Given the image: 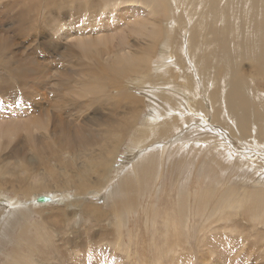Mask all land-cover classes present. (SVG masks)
Masks as SVG:
<instances>
[{
	"label": "bare ground",
	"instance_id": "6f19581e",
	"mask_svg": "<svg viewBox=\"0 0 264 264\" xmlns=\"http://www.w3.org/2000/svg\"><path fill=\"white\" fill-rule=\"evenodd\" d=\"M143 1V6L122 5L125 1L121 0L0 3V19L11 21L9 27H15L21 35L35 32L33 42L42 54L37 59L40 53L35 51V57L26 59L12 47L13 40L5 35L0 40V72L5 74L0 75V188L33 195L46 191L49 194L33 197L32 207L49 202L63 206L58 207L52 220H65L73 238L83 240L79 245L66 238L57 245L53 235L62 238L64 231L55 233L38 225L35 242L33 238L32 243L18 242L26 245L28 252L15 264H154L158 259L153 255L160 251H181L179 257L163 258L165 264H264V0H251L250 11L219 5L220 1L231 5L236 0ZM238 18L252 23L240 25ZM43 27L50 28L58 40L42 36L39 32ZM66 42L81 53L74 75L72 69L51 66L58 58L63 59V66L73 63L72 49L63 46ZM47 61L50 66L43 68L42 63ZM45 72L78 82V86L68 85L73 89L69 104L55 98L51 102L32 88L34 77ZM9 77L24 80L23 92L30 90L19 94L23 98L16 96L20 91L13 90ZM130 77L153 89L146 92L152 113L146 116L144 126H139V120L146 95L136 94L135 80L127 84ZM78 115L85 117L81 122L73 121ZM36 128L47 129L55 147L36 135ZM21 134L24 143L16 140ZM128 137L133 143L129 150L132 160L119 174L117 187L104 194ZM162 137L170 139L159 143ZM154 145L162 151L139 159L143 150ZM26 146L35 157L27 156ZM165 151L173 171L176 166L181 171L179 181L187 172L186 178L200 180V184L186 190L182 201L180 188L167 193L161 205L155 207L151 200L145 205L143 195L153 199L160 189L156 159L161 156L166 160ZM226 162L238 167L236 174L248 181L229 187L215 182ZM207 165L212 166L210 175ZM22 170L28 171L27 179L20 176ZM203 175L210 180L202 182ZM35 176L38 180L32 181ZM66 194L70 196L67 200ZM96 194L112 202L108 207L97 203L91 199ZM42 196L47 200L41 201ZM220 196L231 201L228 207L245 200L249 210L260 212L253 219L254 225L248 223L244 213L227 223L220 221V225L211 226L209 220H201L204 223L200 226L194 223L199 222L192 219L197 215L202 218L208 212L216 217L222 213L223 207L217 205ZM171 197L169 202L167 198ZM27 210L28 204L1 194L0 227H11ZM135 210L140 213L139 219L144 213L147 222L134 232L128 231L129 243L124 246L121 219L131 215L126 211ZM75 217L89 223L73 230L69 223ZM160 222L166 224L165 229L157 227ZM151 229H155L154 234ZM196 230L201 237L195 235ZM144 239L149 242L148 252ZM96 242L102 243L96 247Z\"/></svg>",
	"mask_w": 264,
	"mask_h": 264
},
{
	"label": "rangeland",
	"instance_id": "374dc122",
	"mask_svg": "<svg viewBox=\"0 0 264 264\" xmlns=\"http://www.w3.org/2000/svg\"><path fill=\"white\" fill-rule=\"evenodd\" d=\"M121 1L122 2H124V1L126 2V3L124 2L125 4L123 3L122 5L136 4V5H142L143 6L145 4L143 0H133V1L132 0H121ZM1 2L4 4V0H0V3ZM116 4H118V3H116ZM219 5L220 6L221 5H226V7H228L229 9L233 8L232 10H234V8H237L238 10L250 11L251 8H252V1L251 0L250 1H247V0H236L235 3L231 2V5L230 4H226L223 1L222 2L220 1ZM41 10L43 11V8H41ZM46 10L47 9L44 8V11H46ZM40 17L42 19V15H40ZM238 21H239L240 25L244 24L246 22L252 23L251 21H248V20L243 21L240 18H238ZM8 22L4 23V21H2L0 19V40L5 38V36H7L11 40H13L12 41V43H13L12 47L15 50H18L19 55H21L22 57L24 56V58H26V59L28 58L27 56H29V55L31 57L32 56L35 57V51L39 52V49H40L39 45L36 44L35 42H33V38H36V34L34 35L35 32L30 31L28 33L29 35H26V36H24L23 34L21 35V34L17 33V29L15 27H12V26L9 27V24H12V23H11V21L9 23ZM74 26L78 27V24L73 23V27ZM176 28L180 29V27H178V26ZM64 29L67 30L68 29L67 26ZM39 33L42 36H45V37L46 36H52L54 40H58V38L55 35H53V31L50 28H48V27H43ZM73 35H75L74 32H73ZM114 39H116V38H114ZM68 43H71V42L63 43L64 44L63 46L70 48L69 51L72 49L71 56H72V59H73V63H71V64H73V65H71L70 63H63V64H65L63 66V65H61L62 62H63V59L62 58H58V61L53 60L51 66H56V67L59 66L58 70H61V69L71 70L72 69L73 70V75H74V72L77 71V63H78V60H79V55L78 54H81V53L76 47L73 48V47L68 46L69 45ZM27 48L29 50H26ZM34 48H35V50H34ZM64 49L65 48H63L62 50H64ZM168 49L171 50L172 46L168 47ZM31 50H32V52H31ZM37 56H36L37 59H41L42 54L41 53H40V55L37 54ZM105 57H108V55H106ZM48 62L49 61H47L46 63H44V62L42 63L43 68L45 66L49 65ZM153 63L156 64L157 62H153ZM154 69H155L154 68V64H152V70H154ZM0 75H5V74H4V72H0ZM9 79L12 81L11 84L13 86V90L14 91H20L18 94H16V96L19 95L20 93H23V94L25 93L26 94V92L30 90L29 89L26 92H23L25 90L26 85H25V82H24V80L22 78H21L20 82L15 77H9ZM132 80H135V82H136V85L134 84V86H136L135 92L137 90L136 94H138V95H146L144 97L146 99V103H145V106L143 108L142 115L140 116L142 118H140V120H139V126H144L145 120H146V116L151 115V113H152V111L150 109V107L152 105H150V100H148V98H146L148 96V94L146 92H151L153 89H151L149 87V85H147V87L141 86L138 83V80L133 79L132 77H130V78H128L126 80L127 84L131 83L130 81H132ZM259 80H261V79H259ZM34 81H32V85H33L32 88H34L35 90H38V94H39L40 97L44 96L45 98H48V100L51 101V102L54 100V98L58 99L59 102L61 104H63V105L69 104L71 99L73 98V89L68 88V85L69 84H73V86H78V82L77 81L73 82V79H71L69 77L60 76L57 73H49V72H45L44 75H43V73L38 74L36 77H34ZM28 87L31 88L30 82L28 83ZM142 91H144L145 93L142 92ZM66 92L67 93H71V96H68ZM23 94L19 95V96H21L23 98ZM16 99H17V97H16ZM20 100H21V98L19 99V102H20ZM51 110L55 111L56 108H51ZM32 113H34V112H32ZM87 115L88 114H85V116H87ZM84 117H82L81 115H78L77 118H75V119L73 118L72 120L73 121H78L79 120L78 122H81L82 118H84ZM67 119H68V117H67ZM76 119H78V120H76ZM199 122L203 123V121L200 119V117H199ZM51 129L53 130L54 127L51 126ZM182 129L183 128H181V130ZM35 134L40 136L45 141V143H48L50 145H53V147H55L56 144L53 141V137H51V133L47 129L46 130H39V129L36 128L35 129ZM21 136L19 138H17L16 140L18 142H20V143H21L20 140H23L22 143H24L25 142V140H24L25 138L23 139L24 134H21ZM130 139L128 137L127 141L124 142V144H123V147H122V149H121V151L119 153L120 157L118 158V161H117V164H116L117 167L114 169L115 171H113V174L111 175V179L108 181V184H107L106 188L103 190L104 194H106L109 191H111V189H114V188L117 187L116 184L119 182V178H120L119 174H123V171L126 169V167L127 166L129 167V162H131V160H132V158H130V156H129V152H131L129 150H131V148H133V143H132V140H130ZM169 139H167V140H169ZM167 140H164V137H162L160 139V141H158V142L159 143L160 142L161 143H167ZM0 141H1V138H0ZM163 141H165V142H163ZM152 143L153 142H151L150 145ZM148 145H149V143H148ZM159 145H154V147H149L147 150H145L146 152L143 150L141 152V154L139 155L140 156L139 159H146L147 156H149V154H151V152L153 153V152H156L157 150L158 151H162V150H160L161 148L159 149V147H157ZM26 147H27V150H26L27 156L28 157L30 156L29 158L35 157L34 152L32 150H30L28 148V146H26ZM143 147H147V145H145ZM196 148H197V146H196ZM153 149H155V150H153ZM181 152H183L184 154L186 153V151H181ZM4 153H6V152H4ZM166 154H167V151H165L163 153V155H166ZM141 155H142V157H141ZM182 159H183V156L180 157V161ZM12 161H14V160H12ZM12 161H11V163H12ZM156 162H157V164H156V169H157L156 171L157 172H156L155 175L157 177L158 176H160V177L162 176L161 178L158 177V178H160V180L157 178V182L159 181L158 182L159 185H157V188H160V189L156 193V196L155 195L153 196V199L149 198L148 194L143 195V197L141 199L143 204L146 205V203H149V201L151 200L150 202H152V204H154L153 206L156 207L158 203L161 205L160 201L161 202L163 201L162 198L165 197L167 193H170L173 190H178L180 188L183 191V196H182V198L180 197V199H181L180 201H182L183 197L186 196V190L189 191L190 189H194L198 183L200 184V182H199L200 180L193 181V180H191L190 177H189V179L186 178L187 177V172H183L182 176H185V177H184V179L179 181V179L181 178L180 177L181 176V171H180V169L177 166H176L175 171H173V169H172L173 166H170L171 165L170 164L171 163V158L169 157V153L166 155V160H164L163 157L159 156V158L156 159ZM166 164L168 166H166ZM207 166H209V167H207ZM207 166L205 168H206V171L210 170V172L207 173L208 175H210V174H212L211 173L212 166H210V165H207ZM167 168H168V170H167ZM119 170H120V172H119ZM177 170L179 171V173H176V172H178ZM237 170H239L238 167L232 166V165H230L229 162H226L225 165L220 169V171H219L217 177L214 179V181L215 182L217 181L220 184L225 185V186H228V184L229 185H234V184H240V183H243V182H247L248 181L247 178L236 174ZM19 173H20L21 177H24V179H27V177H28V171L27 170L26 171L22 170ZM114 173H116V174H114ZM177 175H179V177ZM117 176H118V178H117ZM7 177L11 178V175L7 174ZM203 177L204 178L202 179V182H205V180H206V182H207V180H210L209 176L206 177V176L203 175ZM13 178L14 177L12 176L11 180ZM193 179H194V177H193ZM31 180L32 181H37L38 178L36 176H35V178L31 177ZM191 181H193V182H191ZM112 186H114V187H112ZM109 188H111V189H109ZM150 192H151V190H150ZM65 193H70V191H65ZM151 193H153V192H151ZM242 193H243V191H242ZM1 194L4 195V196H7L9 198H18L20 203L28 204L29 210H27V212H25L23 214L24 216L23 215L21 216L20 220L15 221V224L14 223L11 224V227H10V225L5 226V224L0 227V264H11V263L15 264L16 263L15 262L16 259H20V258L24 257V254L26 252H28V248H27L26 245H23V244H25V241L27 242V240H30L31 243H32L33 239H34L33 240L34 242L36 241V239L34 237L35 236L37 237V233L35 232L34 229L38 225H41V226L45 227L48 230H52L55 233H57V231H64L63 232L64 236L62 238L59 237L58 235H53L54 238L56 237L55 241L57 242V245H59L58 242H62V240L66 239V238H67V240L68 239L69 240L72 239L73 242H76L79 245L83 243L82 238H78V237H76L75 239L73 238L74 235H73V233H71V230L67 229L65 220H62V219L60 221H58V220L55 221L54 219L52 220V216L55 215V213H57L59 211V208H63V206H60L57 203L54 204L52 202H49V203L46 204L47 206H45V204H42V203L39 204L38 203L37 205H40V207H37V208H35L34 206L32 207L31 203L35 199L33 197H35L36 195H47V194H49L46 191L45 192L41 191V192L35 193L33 195V194L19 193V192H16V191H12L10 189L5 190L3 188H0V195ZM101 194H103V193H101ZM170 194H172V192ZM57 195L61 197L60 194H57ZM99 195L100 194H96L95 195L96 197H92L91 199L94 200V201H97V203L106 204V207H108V204H110L112 201L111 202L110 201H106V199L105 200L104 199L101 200ZM65 197H66L65 199L67 200V197L69 198L70 196L67 195ZM214 198H215V196L213 197V199ZM167 199H168L169 202L172 201V197L171 198H167ZM227 203L229 204V203H231V201H229L227 198L222 199L221 196H220L219 199L217 200V205H218L219 208H220V206L223 207V210H221L222 213H220L219 215L214 217V216L209 215V213L205 210V212H207V215H203L202 218H201V216H198V215H197V217L196 216L193 217L192 219H196V220H197V218L199 219V222H194V223H198V226H200L201 225V224H199L200 222L203 224L204 222H206V221L208 222V220H209V222L211 221V224H212L211 226H213V224L214 225H216V224L220 225L219 224L220 221L222 223H227L228 221H230V220H232V219H234L236 217L243 216L242 214L244 213V214H246L247 218L251 219V220L248 219V223L251 224L252 226L254 225V223L256 221L253 220V219L255 218V215L259 214L260 212H253L252 210H249L248 203L245 200L236 202L233 207L232 206L228 207ZM41 205H44V206H41ZM207 207H208V204H207ZM149 208L151 210V207H149ZM238 210H240V211H238ZM154 211H156V208H154ZM227 211H229V212H227ZM2 213L3 212H0V215H2ZM126 213H129L131 215L127 216V214H126V216H124L122 219L120 218L122 220V223L124 224V230H123V232L121 231L123 243L126 242L124 246H127L128 243H129L128 231L129 232H131V231L134 232V231H136V227L138 229L139 225L143 226L147 222V221H145L146 217L143 215L144 213H142L141 219H139L140 213L137 212V210H135V212L133 211L132 213L126 211ZM189 214H191V211H189ZM224 214H225V216H224ZM170 216L168 217V220H170L172 218V215H170ZM250 216H252V217L250 218ZM188 217L191 219L190 216H188ZM208 217H210V218H208ZM206 218H207V220H206ZM214 218L215 219L218 218L219 221H215L214 222L213 221ZM42 219L44 220V222H42ZM184 219H188V218L184 217ZM201 220L204 221V222H202ZM112 221L116 222L115 219L114 220L112 219ZM188 221L189 220H185V222H188ZM185 222H183V223L181 222V223L184 225ZM88 223H89V221H85V220L83 221V219H79V218L75 217V220L73 221V219H72L69 224L72 226L73 230H77V229H80V228L84 227V225L85 224L87 225ZM181 223H178V225L182 227ZM165 225H166L165 223L161 224V222H160V223H158L157 227L161 226L162 229H165L166 228ZM125 227H126V229H125ZM69 228H70V226H69ZM21 229H22V231H21ZM65 229H67V230H65ZM1 231H4V235L3 236L1 234L2 233ZM150 232H151V234H154L153 232H155V229H151ZM195 235L197 237H201L202 233H200V232L198 233V230H196L195 231ZM27 236H30V237L27 238ZM21 237H22L23 240L21 239ZM148 237L150 238L151 236H148ZM31 238H33V239H31ZM20 240L23 241V244H22L23 246L19 245L18 242H20ZM144 242H145L144 246L145 245L147 246L145 248V250H146V252H148L149 242H148L147 239L146 240L144 239ZM101 243L102 242H96V243H93V244L96 247H99ZM62 244H63V242H62ZM90 246H91V244L88 245L86 247V249L91 248ZM37 248H38V246H37ZM109 249H110V247H109ZM140 249H142V248H140ZM129 251H131V253H135L131 248H129ZM180 252L181 251H179L178 253L176 252V254H175V252H174V254H173V252H165V253L162 252L163 254L161 253V251L160 252H156L153 256L155 257V259H158V260H156L154 262V264H165L162 261L163 258H165L167 255L168 256L173 255L175 257L176 256L179 257V255H177V254H180ZM160 254H161V256H160ZM37 257H39V256H37ZM235 257L236 256H231L230 258L232 259V258H235ZM73 262L74 261H72V263ZM27 264H28V262H27ZM29 264H31V263H29ZM46 264H48V263H46ZM74 264H75V262H74ZM87 264H90V263L88 262Z\"/></svg>",
	"mask_w": 264,
	"mask_h": 264
},
{
	"label": "water",
	"instance_id": "95a60500",
	"mask_svg": "<svg viewBox=\"0 0 264 264\" xmlns=\"http://www.w3.org/2000/svg\"><path fill=\"white\" fill-rule=\"evenodd\" d=\"M40 200H41V201H46V200H47V197L42 196V197H40Z\"/></svg>",
	"mask_w": 264,
	"mask_h": 264
}]
</instances>
